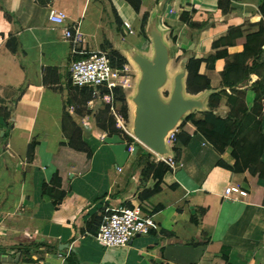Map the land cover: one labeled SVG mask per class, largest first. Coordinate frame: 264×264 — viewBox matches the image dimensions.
Here are the masks:
<instances>
[{"label":"crops","instance_id":"crops-1","mask_svg":"<svg viewBox=\"0 0 264 264\" xmlns=\"http://www.w3.org/2000/svg\"><path fill=\"white\" fill-rule=\"evenodd\" d=\"M140 1L149 14V41L151 17L164 33L172 78L191 57L240 54L245 37L264 25L262 0H232L227 12L218 0ZM51 10L64 14L62 25L49 21ZM110 48L128 63V50L152 53L141 16L124 0H0V264H264V181L218 167L220 159L234 164L232 149L218 156L187 125L191 139L175 142L177 153L172 148L167 155L181 167L163 176L159 192L141 200L156 184L143 176L155 154L96 126L88 112L96 100L105 102L100 97L87 103L77 98L66 107L74 95L72 63ZM229 60L216 61L213 70L200 66L213 93L223 90L221 73ZM251 82L239 88L249 108L255 103ZM78 105L84 113L75 110ZM227 110L222 101L216 113ZM260 120L264 137V104ZM74 133L89 156L70 146ZM229 187L247 197L226 196ZM117 208L149 216L156 235H138L126 248L101 245L97 223Z\"/></svg>","mask_w":264,"mask_h":264},{"label":"trees","instance_id":"trees-1","mask_svg":"<svg viewBox=\"0 0 264 264\" xmlns=\"http://www.w3.org/2000/svg\"><path fill=\"white\" fill-rule=\"evenodd\" d=\"M133 11L141 16V32L147 44L149 39L145 35V27L149 17L148 12L143 11L140 0H124ZM232 0H218L220 9H224L227 12ZM115 13V11H113ZM260 13L264 17V0H262L260 6ZM116 21L120 24L119 19L116 17ZM259 30L255 34H251L245 37L243 44V50L240 54L230 57L226 51L218 52L213 56L208 57L206 60L191 57L186 61V79L185 86L186 92L190 96H197L201 93H208V111L189 114L181 122L178 130L179 133L176 136V142L181 141L183 144H187L191 139L184 131L187 125L194 128V134L203 139L208 145H210L218 156L224 155L227 149H232L231 157L234 160L232 166L225 163L222 159L217 162V166L223 169L229 170L232 173L242 174L249 172L253 176H257L259 180L264 181V163L261 161L264 150V137L262 135L261 116L264 104V25L258 26ZM233 35V34H232ZM239 37L241 35L239 34ZM174 41V40H173ZM228 42V41H227ZM226 42V43H227ZM12 43H16L15 39H11L10 48ZM219 43H216L218 45ZM232 41H229L228 45H231ZM15 49H13L14 51ZM108 58L111 65L118 70H122L128 61L125 57L118 52L112 50L108 51ZM88 58H78L75 61ZM230 60L226 63L224 70L221 73V87L220 92H212L211 79L207 75H201L199 70L202 63L207 64L208 70H213L214 64L220 59ZM257 76V79L251 82V76ZM251 82L248 89L255 95V103L252 108H249L244 102L243 93L239 88L244 87ZM74 95L68 99L66 107L74 105L75 101L80 98L87 103L97 97L103 98L104 96H110V98H116V101L125 104L124 97L121 90L114 88L111 91L106 89H99V96L93 95V90L89 88H71ZM230 91V93L227 92ZM78 98V99H77ZM225 102L227 111L217 112L216 110L222 103ZM124 117L127 118V108L123 106ZM108 109V107H107ZM8 117V114H7ZM66 119L70 123V116L66 114ZM97 127L108 135H118L121 137V131L115 128V123L111 119L108 122L106 114L101 112L95 117ZM108 123L111 129L106 126ZM128 144L136 143L132 138L126 136L122 137ZM138 145V144H137ZM70 146L78 151L86 152L89 156V151L86 146L82 144L80 135L74 133V136L70 139ZM34 149L33 145L30 146L29 151ZM173 153H177V149L173 147ZM170 169L163 163H156L154 161L147 162L143 176L145 178L152 176L156 181L152 190L145 191L141 200L148 199L150 196L159 192L161 189L162 178L169 172ZM45 187V186H44ZM103 217V216H102ZM102 217L97 223V234ZM150 235H156L154 230L150 231Z\"/></svg>","mask_w":264,"mask_h":264},{"label":"water","instance_id":"water-1","mask_svg":"<svg viewBox=\"0 0 264 264\" xmlns=\"http://www.w3.org/2000/svg\"><path fill=\"white\" fill-rule=\"evenodd\" d=\"M147 34L152 46L151 57L128 50L130 60L140 72L133 98L135 116L132 133L138 143L162 157L169 154L166 143L169 133L178 129L187 115L196 111L207 112L205 101L208 99V93L198 97L187 94L186 70L183 67L181 72L172 78L171 90L164 99L161 91L170 80L168 73L170 51L164 41V33L157 27L154 16L150 18Z\"/></svg>","mask_w":264,"mask_h":264},{"label":"built area","instance_id":"built-area-1","mask_svg":"<svg viewBox=\"0 0 264 264\" xmlns=\"http://www.w3.org/2000/svg\"><path fill=\"white\" fill-rule=\"evenodd\" d=\"M48 19L56 25H62L65 20L63 13L51 10ZM66 37L71 38L70 29L66 30ZM71 84L75 88H89L93 90L95 97L99 96V89L111 91L118 88L120 81V71L115 69L108 55L105 53H95L87 59L74 61L71 65ZM109 98L110 96H104ZM179 130L169 133L166 143L169 149L174 147L176 136ZM156 156V163H163L170 170L181 167L171 156ZM237 194L245 198L247 193L238 187H229L225 190V195ZM157 226L149 216L142 215L137 209L117 208L107 210L100 223L95 239L106 248H126L138 235H148L150 231L156 230Z\"/></svg>","mask_w":264,"mask_h":264},{"label":"rangeland","instance_id":"rangeland-1","mask_svg":"<svg viewBox=\"0 0 264 264\" xmlns=\"http://www.w3.org/2000/svg\"><path fill=\"white\" fill-rule=\"evenodd\" d=\"M168 41L169 43H171L170 46L175 44V42L173 41V39L171 40V38ZM149 44H151V41L149 42ZM174 46H172V48ZM176 54H177V50H176ZM176 54L175 52L174 54H172L173 55L172 59L175 60L176 63H178V60L180 59L181 56L177 57ZM145 56L151 57L152 53L147 52ZM173 64L174 62L172 63L171 68H173L174 66ZM171 68L169 69L170 80L168 84L164 87V89H162L161 91L162 97L164 99L168 97V94L171 90L172 76L174 74ZM119 71H120V81L118 83L119 85L118 89L121 90L122 95L125 100L124 105L127 108V118L124 117V112H123L124 105L116 101L118 97L113 98V99L110 97L107 99H104L105 97L101 98L105 100V102L96 100L98 101L96 106L93 108L92 112H88V113H91V114L93 113L94 119L101 112L105 113L106 118L108 119V122L112 119L113 122L115 123V128L121 131L120 132L121 137L128 136L135 141V139L133 138V133H132L133 121H134V116H135V106L132 102L136 94L137 84L140 79V72L137 66L132 61L129 62L127 65H125L123 69ZM83 107L84 106L82 105H78L75 107V110H77V112L80 110V112L78 113L82 114L86 110ZM196 113L199 114L197 111ZM106 126H108V129H111V126L108 123H106Z\"/></svg>","mask_w":264,"mask_h":264},{"label":"clouds","instance_id":"clouds-1","mask_svg":"<svg viewBox=\"0 0 264 264\" xmlns=\"http://www.w3.org/2000/svg\"><path fill=\"white\" fill-rule=\"evenodd\" d=\"M17 3H18V0H17Z\"/></svg>","mask_w":264,"mask_h":264},{"label":"bare ground","instance_id":"bare-ground-1","mask_svg":"<svg viewBox=\"0 0 264 264\" xmlns=\"http://www.w3.org/2000/svg\"><path fill=\"white\" fill-rule=\"evenodd\" d=\"M133 103V102H132Z\"/></svg>","mask_w":264,"mask_h":264}]
</instances>
